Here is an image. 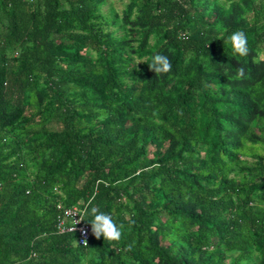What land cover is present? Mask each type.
I'll return each instance as SVG.
<instances>
[{
	"label": "trees",
	"instance_id": "1",
	"mask_svg": "<svg viewBox=\"0 0 264 264\" xmlns=\"http://www.w3.org/2000/svg\"><path fill=\"white\" fill-rule=\"evenodd\" d=\"M101 2L0 0V264H264V0Z\"/></svg>",
	"mask_w": 264,
	"mask_h": 264
},
{
	"label": "clouds",
	"instance_id": "2",
	"mask_svg": "<svg viewBox=\"0 0 264 264\" xmlns=\"http://www.w3.org/2000/svg\"><path fill=\"white\" fill-rule=\"evenodd\" d=\"M219 39H223L224 43L231 47L233 53L239 56L248 55V39L244 32L234 31ZM139 62L143 61H138L137 63ZM148 67L155 74H165L171 71L172 64L167 56L156 53L151 57V63L148 64ZM93 200L94 197L76 206V208L71 211L72 219L74 216L78 215L79 221L86 220L90 225L91 234L97 239L103 237V240L119 241L122 235L123 224H118L109 213L102 211L95 205ZM73 220L75 221V225L79 222L76 219ZM129 223H131V221H129ZM72 230L74 231V227ZM83 234L85 236L87 235L86 232ZM80 244L88 247L86 239Z\"/></svg>",
	"mask_w": 264,
	"mask_h": 264
},
{
	"label": "built area",
	"instance_id": "3",
	"mask_svg": "<svg viewBox=\"0 0 264 264\" xmlns=\"http://www.w3.org/2000/svg\"><path fill=\"white\" fill-rule=\"evenodd\" d=\"M76 206L71 207H61L59 204L56 205V209L59 211V214L56 215L55 221V231L56 233H69L73 232L72 228L74 227V232L76 234V242L80 244L84 239L87 240L89 234V226L83 221H79V217L74 216L73 219L78 220L79 222L75 225V221L72 219L71 211L75 209ZM87 233L85 236L83 233ZM83 245V244H80Z\"/></svg>",
	"mask_w": 264,
	"mask_h": 264
},
{
	"label": "rangeland",
	"instance_id": "4",
	"mask_svg": "<svg viewBox=\"0 0 264 264\" xmlns=\"http://www.w3.org/2000/svg\"><path fill=\"white\" fill-rule=\"evenodd\" d=\"M126 1L127 0H102L101 4L99 6V9L101 12L107 13L108 16L111 15V12H109L110 10L117 12L119 15H121L120 11H121V9H122V7ZM138 61H141V59L140 60L133 59V63L135 65L138 64L137 63ZM48 125H49V128H52V129L56 128V126L54 124V120H51ZM148 155H149V153H148Z\"/></svg>",
	"mask_w": 264,
	"mask_h": 264
}]
</instances>
